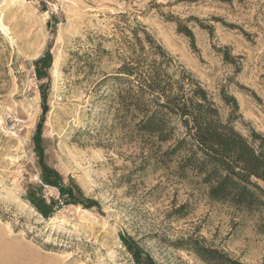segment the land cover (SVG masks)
<instances>
[{
	"label": "rangeland",
	"instance_id": "1",
	"mask_svg": "<svg viewBox=\"0 0 264 264\" xmlns=\"http://www.w3.org/2000/svg\"><path fill=\"white\" fill-rule=\"evenodd\" d=\"M137 25L201 83L224 120L226 94L239 105L236 130L264 138V0H0V264H135L122 235L157 264H206L185 248L195 240L264 264L258 213L212 201L175 164L140 170L141 145L123 141L118 85L101 81L116 73ZM49 46L45 160L99 207L61 203L45 219L24 197L41 184L34 62ZM43 194L61 201L50 187Z\"/></svg>",
	"mask_w": 264,
	"mask_h": 264
},
{
	"label": "trees",
	"instance_id": "2",
	"mask_svg": "<svg viewBox=\"0 0 264 264\" xmlns=\"http://www.w3.org/2000/svg\"><path fill=\"white\" fill-rule=\"evenodd\" d=\"M182 30L194 44L191 30ZM132 35L133 40L124 43V55L116 73L101 82L112 80L118 85L114 90L115 121L123 141L141 145L140 170L155 164H175L183 176L197 177L212 201L258 213L259 230L264 234V138L254 131L247 137L236 130V99L223 94L232 109L224 120L208 91L176 65L145 28L137 25ZM52 66L49 46L34 62L43 101V115L33 137L41 184L30 185L24 197L45 219L51 218L61 203L88 210L99 207L73 182L65 185L63 176L45 160L43 126ZM45 187L56 188L61 201L48 202L43 194ZM121 240L135 264H157L138 241L126 235ZM185 248L206 264H242L197 240Z\"/></svg>",
	"mask_w": 264,
	"mask_h": 264
},
{
	"label": "bare ground",
	"instance_id": "3",
	"mask_svg": "<svg viewBox=\"0 0 264 264\" xmlns=\"http://www.w3.org/2000/svg\"><path fill=\"white\" fill-rule=\"evenodd\" d=\"M3 28H4L5 32H6V30H7L6 27L3 26ZM51 189H52V188H51ZM31 209H32V208H31ZM36 213H37V212H36ZM37 215H38V214H37ZM51 220H52V219H51Z\"/></svg>",
	"mask_w": 264,
	"mask_h": 264
},
{
	"label": "built area",
	"instance_id": "4",
	"mask_svg": "<svg viewBox=\"0 0 264 264\" xmlns=\"http://www.w3.org/2000/svg\"><path fill=\"white\" fill-rule=\"evenodd\" d=\"M43 1H45V0H43ZM49 188V187H48ZM52 189H55V190H57L56 188H53V187H51ZM58 191V190H57Z\"/></svg>",
	"mask_w": 264,
	"mask_h": 264
}]
</instances>
